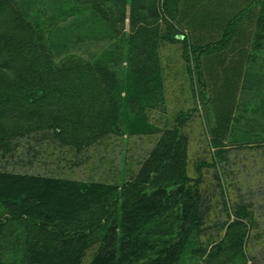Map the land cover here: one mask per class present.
Wrapping results in <instances>:
<instances>
[{
	"label": "rangeland",
	"instance_id": "374dc122",
	"mask_svg": "<svg viewBox=\"0 0 264 264\" xmlns=\"http://www.w3.org/2000/svg\"><path fill=\"white\" fill-rule=\"evenodd\" d=\"M3 1L57 65H91L104 101L80 144L34 138L15 160L0 152V264H264V0L227 50L202 58L201 79L184 50L222 35L181 30L178 0H144L139 16L120 15L139 0ZM253 1L209 0L200 14L220 33ZM111 207L93 236L57 242L15 218L74 230ZM202 213L204 230L194 224ZM218 232L225 246L213 259Z\"/></svg>",
	"mask_w": 264,
	"mask_h": 264
},
{
	"label": "trees",
	"instance_id": "16d2710c",
	"mask_svg": "<svg viewBox=\"0 0 264 264\" xmlns=\"http://www.w3.org/2000/svg\"><path fill=\"white\" fill-rule=\"evenodd\" d=\"M261 1L254 0L231 18L223 28L221 40L185 48L186 62L190 65L194 60L200 79L202 58L227 50L245 15L255 9ZM143 3L144 0H139L134 6L123 3L120 15L131 12L132 15L139 16L138 7L143 6ZM178 6L179 0L175 6L174 18L178 16ZM98 82V76L89 64L80 63L67 67L57 65L47 50L39 45L32 26L26 23L8 2L0 0V152L3 155H9L15 160L20 142L24 139L31 142L34 138L47 141L52 137H60L80 144L93 136L94 134H89L100 126V103L104 101ZM204 94L206 95V92ZM190 117L187 112L180 113L176 120L177 126ZM38 136L42 137L37 138ZM173 157L174 154L171 153L163 160L147 182L160 175L172 163ZM18 160L20 161V158ZM124 189L126 191L127 188ZM122 196L123 194L118 195L113 203ZM200 201L201 199L197 200V207H200ZM112 215L111 207L104 220L74 230L38 224L21 216L15 218L32 228L51 234L52 242H57L74 236H93L105 226ZM235 215L237 218L247 216L241 211ZM206 221L207 218L202 213L198 218H194L195 227L204 230ZM224 223L218 221L222 226ZM4 224V221H0V227ZM219 234L218 232L208 240L209 245L214 247L210 252L213 259L224 251V243L218 241ZM211 263L212 260L207 261V264Z\"/></svg>",
	"mask_w": 264,
	"mask_h": 264
},
{
	"label": "crops",
	"instance_id": "0c3cea01",
	"mask_svg": "<svg viewBox=\"0 0 264 264\" xmlns=\"http://www.w3.org/2000/svg\"><path fill=\"white\" fill-rule=\"evenodd\" d=\"M209 1V0H179V6H178V16L176 18V23L180 27L181 30H183L185 33H189V31L196 32L200 31V33H207L213 36L214 34L222 35V31L224 28V25L233 18L241 9L235 11L229 19L224 21L223 24L220 27V33L216 31L214 28V20L209 16L208 14L201 15L200 9L204 8L203 2ZM202 16H206L205 20L197 21ZM209 16V17H208ZM197 18V19H196ZM210 21L212 22V25L210 24ZM216 32V33H215ZM198 34V33H195ZM204 35V34H203Z\"/></svg>",
	"mask_w": 264,
	"mask_h": 264
}]
</instances>
